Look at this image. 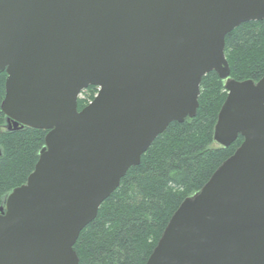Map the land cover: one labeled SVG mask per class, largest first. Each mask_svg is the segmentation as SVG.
Masks as SVG:
<instances>
[{
	"label": "water",
	"instance_id": "obj_1",
	"mask_svg": "<svg viewBox=\"0 0 264 264\" xmlns=\"http://www.w3.org/2000/svg\"><path fill=\"white\" fill-rule=\"evenodd\" d=\"M262 19L264 0H0L8 130L48 131L0 206V264H80L81 231L154 140L197 115L212 71L228 91L214 139L243 142L146 264H264V76L230 78L225 55L227 34ZM89 86L98 93L79 111Z\"/></svg>",
	"mask_w": 264,
	"mask_h": 264
},
{
	"label": "trees",
	"instance_id": "obj_2",
	"mask_svg": "<svg viewBox=\"0 0 264 264\" xmlns=\"http://www.w3.org/2000/svg\"><path fill=\"white\" fill-rule=\"evenodd\" d=\"M225 40L230 78L259 81L264 76V19L242 23ZM6 78V72L0 73V125ZM83 92L87 97L79 98V111L94 100L98 87ZM227 95L217 72L203 77L197 115L172 122L81 231L75 244L80 264H146L180 204L200 191L243 142L241 136L228 147L214 142ZM47 133L31 127L1 133L0 205L34 171Z\"/></svg>",
	"mask_w": 264,
	"mask_h": 264
},
{
	"label": "rangeland",
	"instance_id": "obj_3",
	"mask_svg": "<svg viewBox=\"0 0 264 264\" xmlns=\"http://www.w3.org/2000/svg\"><path fill=\"white\" fill-rule=\"evenodd\" d=\"M225 89H226V83H225ZM226 91H227V89H226ZM227 93H228V91H227ZM86 97H87V92H83L79 98H86ZM88 104H89V103H88ZM222 106H223V105H222ZM221 108H222V107H221ZM8 125H9V123H8V121H7V117L5 116V121L0 125L1 130H2L1 133H3L4 131H8ZM214 142H215L216 145L221 146L219 143H217V142L215 141V139H214ZM215 144H214V145H215ZM216 145H215V146H216ZM193 195H194V194H193ZM189 197H190V196H189ZM4 201H5V198H4V200H3V202H2L1 205L4 204ZM1 205H0V206H1Z\"/></svg>",
	"mask_w": 264,
	"mask_h": 264
}]
</instances>
